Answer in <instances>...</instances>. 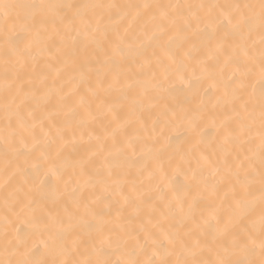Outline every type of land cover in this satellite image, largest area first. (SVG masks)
<instances>
[{"label":"snow or ice","instance_id":"1","mask_svg":"<svg viewBox=\"0 0 264 264\" xmlns=\"http://www.w3.org/2000/svg\"><path fill=\"white\" fill-rule=\"evenodd\" d=\"M0 264H264V0H0Z\"/></svg>","mask_w":264,"mask_h":264}]
</instances>
